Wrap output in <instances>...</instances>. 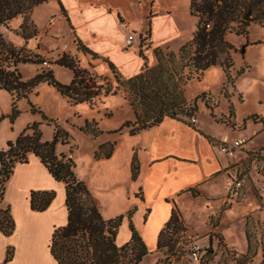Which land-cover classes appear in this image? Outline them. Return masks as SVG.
Listing matches in <instances>:
<instances>
[{
  "label": "rangeland",
  "instance_id": "374dc122",
  "mask_svg": "<svg viewBox=\"0 0 264 264\" xmlns=\"http://www.w3.org/2000/svg\"><path fill=\"white\" fill-rule=\"evenodd\" d=\"M96 1L118 11L121 26L127 29L128 34L136 33L135 45L138 51L144 50L145 54L153 46L155 15L171 14L181 32L179 36L167 38L162 45L164 48L178 52L184 43L193 38L196 30L197 18L190 13V0ZM30 17L39 33L28 41L18 34L24 16H17L7 28H3L5 36L17 47L25 45L27 54L40 55L39 62L19 64L24 80L52 69L57 79L70 83L73 70L57 63L64 54H68L77 67L109 76L114 82L116 74L123 75L119 68L114 73L102 57H94L81 48V43L85 44V41L78 36L68 11L62 9L59 0L36 6ZM227 39L234 46L232 57L235 62L229 78L221 66H213L200 79L194 77L189 80L185 86L189 102L193 104L203 93L205 98L197 100L194 115L182 113L179 118L194 125L191 118L200 117L204 128L221 137L222 142L245 136L247 143L243 149L236 151L234 157L222 154L228 165L222 171L215 191L185 198L182 203L184 212L179 211L181 228L176 233L172 230L166 233L172 237L174 248L169 250L165 246L162 250L149 253L141 264H193L189 254L190 245L194 243L203 246L200 264H239V260L260 264L263 259L264 27L251 22L245 31L229 32ZM243 46H246L245 51ZM109 113L113 116L110 117ZM132 117L131 105L123 90L91 106L88 103L72 104L47 82L40 83L22 98L0 89V150H6L9 143L16 142L24 131L32 134L35 129L28 126L36 122L43 142L52 141L57 133L61 134L56 145L57 153L64 152L72 157L76 162V171L80 167L83 175L85 161L98 144L108 138H121L120 132L112 131L120 128L125 120L135 119ZM61 138H67V142ZM33 154L29 153V159ZM239 182L241 185H238ZM16 184L14 180L7 186L5 205L16 201ZM247 221H250L253 236L251 257L246 260L243 255L248 254L249 247ZM47 239L46 236L42 239L44 245ZM151 243L148 238V245L151 246Z\"/></svg>",
  "mask_w": 264,
  "mask_h": 264
},
{
  "label": "trees",
  "instance_id": "16d2710c",
  "mask_svg": "<svg viewBox=\"0 0 264 264\" xmlns=\"http://www.w3.org/2000/svg\"><path fill=\"white\" fill-rule=\"evenodd\" d=\"M49 0H0V89H5L17 98L28 96L33 88L42 82L57 88L62 96L72 104L88 103L91 106L109 95H115L120 90L129 101L134 120H127L123 125L112 131L122 132L129 128L131 135L142 130L157 126L167 117L179 118L184 113L194 115L197 110V100H204L205 93L197 97L191 104L185 93V86L192 78L200 79L204 72L213 66H221L228 78L235 62L232 57L233 44L227 39L232 31H245L251 22L264 27V0H190V13L197 18L193 38L184 43L175 52L162 46L154 49L156 64L150 65L144 50L140 55L145 59L141 71L132 76L115 75V82L109 76L98 74L88 68H79L68 54H64L57 63L73 70L70 83H63L56 78L52 69L37 73L29 80H24L19 64L24 62H39V54H27L26 46L17 47L4 34L10 21L19 15L24 21L19 27L20 34L26 41L38 35L39 30L30 15L38 5ZM62 9L64 6L59 0ZM251 19H247V14ZM81 48L94 57H102L85 44ZM149 48V47H148ZM115 73L116 65L108 58L102 57ZM43 61V60H42ZM243 70H241L242 72ZM112 113H109L111 116ZM38 123L29 125L35 131L30 134L24 131L16 140L10 142L6 150H0V230L5 235L15 231L16 221L11 205L3 203L7 184L14 173L16 163L29 162V153L40 157L51 174L66 184V205L69 216L66 225L56 227L49 244L51 254L58 264H141L150 250L137 231L132 221L135 209L128 212L132 235L123 245L117 244L119 229L125 217L124 214L105 218L98 201L87 183L76 171V162L68 154L56 151L60 140L57 133L52 141H41ZM96 132V131H95ZM98 133V132H96ZM67 142V138H61ZM216 142L213 138H211ZM116 142L102 143L94 152L97 159L109 158L115 150ZM140 170L136 155L132 161V175L137 178ZM194 191V188H191ZM56 196L55 190L32 189L30 205L33 210H46ZM182 219L179 210L173 209L171 218L161 230L158 237V249L165 246L174 248L172 237L167 232L176 233ZM246 234L249 242L247 260L251 257L252 236L250 221L246 222ZM15 247L9 246L3 262L7 264L13 259ZM203 258V257H202ZM239 264L247 261L239 260ZM260 264H264L263 259Z\"/></svg>",
  "mask_w": 264,
  "mask_h": 264
},
{
  "label": "crops",
  "instance_id": "0c3cea01",
  "mask_svg": "<svg viewBox=\"0 0 264 264\" xmlns=\"http://www.w3.org/2000/svg\"><path fill=\"white\" fill-rule=\"evenodd\" d=\"M61 2L87 47L110 59L124 77H132L141 71L145 59L135 45L136 33H133V44L128 47L126 37L129 34L121 26L117 10L96 0ZM172 35H181L172 15H155L153 46L145 54L150 65L156 62L154 49L162 46ZM120 133L121 138H108L98 144L113 139L116 146L111 157L97 159L94 151L85 161L83 175L80 167L77 174L89 186L105 218L125 215L117 244L121 246L130 240L132 231L128 212L135 209L132 221L152 253L158 250L159 234L171 218L173 209L184 212L182 203L185 198L216 190L222 171L228 165L219 148L222 139L207 131L200 117L194 125L180 118L167 117L161 124L137 134L131 135L127 127ZM134 155L140 165L135 179L132 175ZM14 180L17 181L18 194L16 201L10 202V205L16 228L11 235H5L0 230V262L4 261L8 247L15 246L13 259L7 264H39L40 255L57 264L49 244L54 229L68 222L66 184L57 180L35 154L31 155L29 162L16 164L7 186ZM32 189L56 191L46 210L31 208ZM44 236L48 238L46 246L42 241ZM148 238L152 241L151 246L148 245Z\"/></svg>",
  "mask_w": 264,
  "mask_h": 264
},
{
  "label": "built area",
  "instance_id": "2783aa9c",
  "mask_svg": "<svg viewBox=\"0 0 264 264\" xmlns=\"http://www.w3.org/2000/svg\"><path fill=\"white\" fill-rule=\"evenodd\" d=\"M52 22H54V20H52ZM134 40H135V35L129 34L126 37V45L130 47L133 44ZM44 63L45 65L51 66L48 64V62H44ZM191 122L196 124L197 118L193 116L191 118ZM247 140L248 138L245 136L237 137L234 138L231 142H222L219 148L228 157H234L238 149H243V147L247 143ZM238 185H241V182H239ZM189 256L193 264H200L202 262V257H203V246L198 243L191 244Z\"/></svg>",
  "mask_w": 264,
  "mask_h": 264
},
{
  "label": "bare ground",
  "instance_id": "6f19581e",
  "mask_svg": "<svg viewBox=\"0 0 264 264\" xmlns=\"http://www.w3.org/2000/svg\"><path fill=\"white\" fill-rule=\"evenodd\" d=\"M39 264H53L50 259H48L45 255H40L38 259Z\"/></svg>",
  "mask_w": 264,
  "mask_h": 264
},
{
  "label": "water",
  "instance_id": "95a60500",
  "mask_svg": "<svg viewBox=\"0 0 264 264\" xmlns=\"http://www.w3.org/2000/svg\"><path fill=\"white\" fill-rule=\"evenodd\" d=\"M246 18H247V19H251V16H250L249 13L247 14ZM245 47H246V46H243V51H245Z\"/></svg>",
  "mask_w": 264,
  "mask_h": 264
}]
</instances>
